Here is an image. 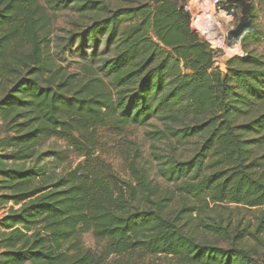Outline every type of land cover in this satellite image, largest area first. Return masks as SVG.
Segmentation results:
<instances>
[{"label": "trees", "instance_id": "16d2710c", "mask_svg": "<svg viewBox=\"0 0 264 264\" xmlns=\"http://www.w3.org/2000/svg\"><path fill=\"white\" fill-rule=\"evenodd\" d=\"M127 2L57 1L90 20L64 51L79 42L85 53L89 40L92 59L70 71L51 56L41 0H0V205L9 206L0 264H99L82 244L90 230L109 241V255L264 264V56L251 46L264 35L253 1L226 0L233 15L242 9L230 38L246 52L226 73L192 28L188 0ZM153 117L179 142L194 141L193 155L159 161L173 188L136 161L132 180L119 183L95 156L97 129L122 133ZM52 138L84 160L60 175L39 166ZM243 209L254 216L244 221Z\"/></svg>", "mask_w": 264, "mask_h": 264}, {"label": "rangeland", "instance_id": "374dc122", "mask_svg": "<svg viewBox=\"0 0 264 264\" xmlns=\"http://www.w3.org/2000/svg\"><path fill=\"white\" fill-rule=\"evenodd\" d=\"M55 1V2H54ZM59 0H41L42 4L48 8L51 17V37L49 38V50L56 62L68 67L67 69L77 70L80 67L83 57L92 59L94 44L86 40V51L76 43L70 51H64L70 44V37L81 30V26L89 23L90 20L82 16L76 9L70 7H56ZM113 8L128 4L127 0H106ZM254 3L258 24L264 35V0H251ZM59 5V4H58ZM226 0H223L221 8L213 7L211 0H188V6L193 14L203 13L200 22L203 23V30L194 27L200 36L215 45L217 52V66L222 63L227 65L228 61L235 56H245L241 43L230 38V32L236 28L241 18L242 9L239 8L236 15L227 16L224 13ZM196 25V24H195ZM80 29V30H79ZM98 42L99 53L105 50V40ZM255 50L264 56V38L258 44L251 45ZM226 73V72H225ZM169 123L153 117L147 124L142 126L131 125L124 129L122 133L112 126H102L97 129L99 147L95 151V156H100L104 160V165L111 174H114L119 183L131 181L130 164L136 161L143 166L149 176L159 182L162 188H173L174 183H170L160 173L159 161L169 158L184 160L190 158L194 153V141L179 142L169 129ZM1 126V121H0ZM40 152H50L45 156L39 166H44L50 172L65 174L70 169L76 167L82 160L78 153L64 140L52 138L46 142ZM56 152V153H55ZM34 161L25 163L27 166L33 165ZM212 216L216 211L210 212ZM243 220L246 221L254 214L243 209L240 212ZM82 244L91 249L100 258L99 264H175V261L167 256L145 255L131 253L122 256L109 255L106 253L109 241L96 238L93 232L87 231L82 235ZM227 244H222L226 246ZM260 252L256 258L263 259L264 248L259 247Z\"/></svg>", "mask_w": 264, "mask_h": 264}, {"label": "built area", "instance_id": "2783aa9c", "mask_svg": "<svg viewBox=\"0 0 264 264\" xmlns=\"http://www.w3.org/2000/svg\"><path fill=\"white\" fill-rule=\"evenodd\" d=\"M211 3H212V5H213V7H215V8H221V6H222V3H223V0H211ZM187 8L189 9V11L191 12V10H190V8H189V6L187 5ZM235 12V8H230L229 10L228 9H224V13H225V15H227V16H232L233 15V13ZM191 15H192V18H191V26H192V28L196 31V32H198L194 27L196 26H198L197 28L198 29H200V31L201 30H203V21L202 22H200V19H201V17H202V15H203V13L201 12V13H198V14H193V12H191ZM196 24V25H195ZM199 33V32H198ZM200 34V33H199ZM211 43V42H210ZM211 45H212V47H215V45L213 44V43H211Z\"/></svg>", "mask_w": 264, "mask_h": 264}, {"label": "crops", "instance_id": "0c3cea01", "mask_svg": "<svg viewBox=\"0 0 264 264\" xmlns=\"http://www.w3.org/2000/svg\"><path fill=\"white\" fill-rule=\"evenodd\" d=\"M9 206L4 207L0 205V219L7 213Z\"/></svg>", "mask_w": 264, "mask_h": 264}, {"label": "water", "instance_id": "95a60500", "mask_svg": "<svg viewBox=\"0 0 264 264\" xmlns=\"http://www.w3.org/2000/svg\"><path fill=\"white\" fill-rule=\"evenodd\" d=\"M220 70H221L222 72H227V65H226L225 63H222V64L220 65Z\"/></svg>", "mask_w": 264, "mask_h": 264}]
</instances>
